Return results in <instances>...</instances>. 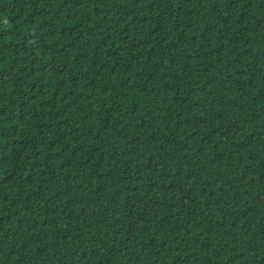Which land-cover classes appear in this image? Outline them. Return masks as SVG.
<instances>
[{"label": "trees", "instance_id": "obj_1", "mask_svg": "<svg viewBox=\"0 0 264 264\" xmlns=\"http://www.w3.org/2000/svg\"><path fill=\"white\" fill-rule=\"evenodd\" d=\"M0 264H264V0H0Z\"/></svg>", "mask_w": 264, "mask_h": 264}]
</instances>
